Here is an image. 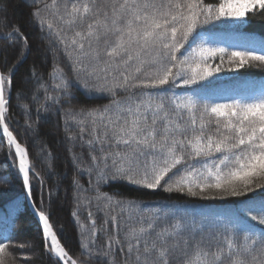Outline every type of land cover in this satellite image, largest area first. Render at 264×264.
<instances>
[{"label": "snow or ice", "instance_id": "obj_1", "mask_svg": "<svg viewBox=\"0 0 264 264\" xmlns=\"http://www.w3.org/2000/svg\"><path fill=\"white\" fill-rule=\"evenodd\" d=\"M32 3L36 6L30 22L48 41L45 57L51 52L53 59L47 79L35 62L21 77L22 84L31 80L35 85V122L23 103L28 94L17 88V106L25 110L27 127L38 124L41 113L62 109L71 116L91 159L84 169L83 153L73 152V163L90 176L95 172L97 186L123 180L148 190L163 188L232 203L223 212L199 218L173 205L145 209L149 215H139L127 231L122 216H106L98 225L89 212V223L78 228L76 257L58 237L62 226L54 230L51 213L33 205L42 225L44 251L54 264H264V227H257L264 226V195L257 194L264 192V183L257 182L264 180V82L232 89L222 102L209 88L225 65L230 72L264 67V41L239 46L212 31L217 23L236 24L250 15H264V0H51L43 7L42 0ZM50 10L68 31L54 26L47 15ZM6 16L7 5L0 0L5 27ZM6 35L17 36L22 50L11 66L6 54L3 58L0 135L6 138L9 156L15 150L18 173L31 196L34 166L8 123L16 72L31 45L18 24ZM60 53L65 67L59 63ZM181 86L185 91L178 94L175 89ZM121 92L126 95L120 97ZM97 94L112 99L103 106L74 104L79 95ZM89 127L90 138L84 140ZM73 186L80 200L91 199L80 195L87 189L76 177ZM118 195L100 193L97 187L94 198L104 208L120 206L122 213L127 209V220H135L139 205ZM73 216L78 219L75 210ZM32 247L31 242L14 243L13 233L6 229L0 233V264H7L11 250ZM21 258L27 264L29 257Z\"/></svg>", "mask_w": 264, "mask_h": 264}, {"label": "trees", "instance_id": "obj_2", "mask_svg": "<svg viewBox=\"0 0 264 264\" xmlns=\"http://www.w3.org/2000/svg\"><path fill=\"white\" fill-rule=\"evenodd\" d=\"M2 2L7 5L6 23L8 26H4L3 18L0 17V33L5 34V36H0V50H3L0 51V70L6 71V68L3 67L5 54L7 66H11L22 50V42L17 36L6 35L11 32L12 25H20V31L27 37L31 45L27 49V58L19 65L14 79L8 114L9 128L16 135L17 141L28 151L30 165L34 166L36 175L30 173L32 201L38 210L44 211L46 214L51 213L54 230H59L62 226V232L58 231V237L69 250L70 255L76 257L80 253L81 235L78 228L81 223L85 225L89 223V212L93 213L98 225L104 221L106 216H122L126 221L124 230L127 231V225L137 223L139 215L145 217L149 215L145 209L173 205L177 209L186 210L199 218L200 214L211 216L213 213L223 212L232 206L231 199L227 201L202 200L181 193L165 192L163 188L158 190L139 188L123 180L97 186L95 172L90 176L86 170H78L73 163L72 153H83L84 169L90 166L89 149L86 145L81 147L80 127L71 116H65L62 109L41 113L42 118L39 123L33 124L31 129L28 128L25 110L17 106V88H23L28 94L23 103L29 105L31 121L35 122L37 105L31 100V92L35 85L31 80L27 84H22L21 77L25 76L26 71L35 62L37 71L43 72L47 79V74L52 67V53L48 52L45 57L44 51L48 41L38 26L30 22L29 14L36 6L32 0H2ZM50 2L51 0H42L39 6L43 7V3ZM208 2H214V0H208ZM47 15L55 27H63L65 31H68L66 26L56 19L51 10ZM77 27L83 26L78 25ZM212 31L219 39L229 40L239 46H245L246 42H252L258 46L261 41H264V15H250L248 19L236 24L217 23ZM59 63L61 67H65L66 61L62 53L59 55ZM215 63H219V60H215ZM224 68L225 70L216 74L217 78L209 85L218 102H222L224 96L230 95L232 89L264 82V67L262 66H246L236 72L227 71V65ZM65 71L71 76L70 67H66ZM49 87L51 88V81H49ZM175 91L180 94L185 89L181 86ZM40 95L43 98V92ZM124 95L126 94L123 92L119 94L120 97ZM111 99L112 97L107 94H97L92 98L79 95L74 104L77 106L83 104L87 107L103 106L108 104ZM65 107L67 106L65 105ZM90 133L91 128L89 127L84 134V140L90 138ZM70 136L73 139H69ZM97 155H99L98 152ZM108 163L111 164V160ZM74 177L79 181V185L83 186V189H87L80 195L91 199L87 201L79 199L77 188L73 186ZM0 178H3L0 180V233L9 229L13 233L14 243L27 244L31 242L33 245L32 248L25 249L23 252L19 248L11 250L12 257L8 258L7 264H25L21 258L24 256L29 257L27 264H54L50 255L44 251L42 232L24 199L15 156L13 152L9 156V147L2 135H0ZM90 180L92 181L91 188L89 187ZM257 182L264 183V180ZM97 187L100 193L119 194L117 199L134 200L139 205V208L136 209L138 215L135 220L128 221V210L125 209L122 213L120 206H115L114 209L104 208L103 202H98L94 198L97 195ZM257 194L264 195V192L258 191ZM78 204L79 207H77ZM74 210L77 212L78 219L73 216ZM257 227L264 226L257 225ZM99 242L101 244L104 242L103 235L99 237Z\"/></svg>", "mask_w": 264, "mask_h": 264}, {"label": "water", "instance_id": "obj_3", "mask_svg": "<svg viewBox=\"0 0 264 264\" xmlns=\"http://www.w3.org/2000/svg\"><path fill=\"white\" fill-rule=\"evenodd\" d=\"M1 131H2V130H1ZM13 150H14V149H13ZM14 153H15V150H14ZM20 176H21V179H22V175H21V174H20ZM22 185H23V180H22ZM23 190H24V194H25V199H26L27 205H28L29 209L31 210V212H32V214H33V216H34V218L39 222L38 215L34 212V209H33V203H32V201H31L30 196L28 195V190H26V189L24 188V186H23ZM39 224H40V226H41V228H42V225H41L40 222H39Z\"/></svg>", "mask_w": 264, "mask_h": 264}, {"label": "bare ground", "instance_id": "obj_4", "mask_svg": "<svg viewBox=\"0 0 264 264\" xmlns=\"http://www.w3.org/2000/svg\"><path fill=\"white\" fill-rule=\"evenodd\" d=\"M22 190H23V187H22ZM23 193H24V190H23Z\"/></svg>", "mask_w": 264, "mask_h": 264}]
</instances>
